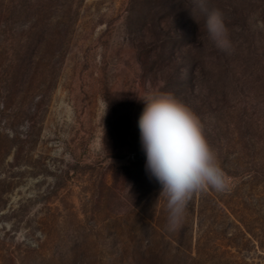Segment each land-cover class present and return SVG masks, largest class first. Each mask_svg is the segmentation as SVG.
Segmentation results:
<instances>
[{"label":"rangeland","instance_id":"rangeland-1","mask_svg":"<svg viewBox=\"0 0 264 264\" xmlns=\"http://www.w3.org/2000/svg\"><path fill=\"white\" fill-rule=\"evenodd\" d=\"M0 0V264H264V0ZM171 93L228 190L167 228L138 120ZM193 257V258H190Z\"/></svg>","mask_w":264,"mask_h":264},{"label":"clouds","instance_id":"clouds-1","mask_svg":"<svg viewBox=\"0 0 264 264\" xmlns=\"http://www.w3.org/2000/svg\"><path fill=\"white\" fill-rule=\"evenodd\" d=\"M205 17V29L216 46L232 47L225 17L207 0H196ZM138 120L140 141L146 155L145 170L160 185L168 210L167 228L178 230L193 195L207 189L228 190L226 174L205 134L201 118L171 93L149 92L141 99Z\"/></svg>","mask_w":264,"mask_h":264},{"label":"trees","instance_id":"trees-1","mask_svg":"<svg viewBox=\"0 0 264 264\" xmlns=\"http://www.w3.org/2000/svg\"><path fill=\"white\" fill-rule=\"evenodd\" d=\"M190 258H193V257H190Z\"/></svg>","mask_w":264,"mask_h":264}]
</instances>
